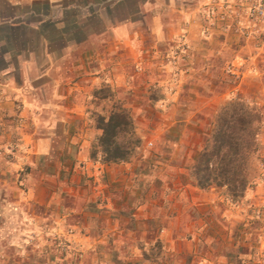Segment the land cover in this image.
<instances>
[{"label": "rangeland", "instance_id": "374dc122", "mask_svg": "<svg viewBox=\"0 0 264 264\" xmlns=\"http://www.w3.org/2000/svg\"><path fill=\"white\" fill-rule=\"evenodd\" d=\"M259 1L213 0L199 11L194 40L158 42L148 32L135 47L116 48L107 37L85 68L66 74V135L63 123L0 125V194L12 198L0 209V264H226L224 253L233 264H264V22L252 16ZM234 100L263 114L252 183L236 200L190 178L217 114ZM114 105L130 112L141 141L127 163L94 155L96 119ZM26 127L35 140L54 130L48 154L25 151L34 141L19 130ZM20 147L24 164L12 170ZM228 230L241 244L224 250Z\"/></svg>", "mask_w": 264, "mask_h": 264}, {"label": "crops", "instance_id": "0c3cea01", "mask_svg": "<svg viewBox=\"0 0 264 264\" xmlns=\"http://www.w3.org/2000/svg\"><path fill=\"white\" fill-rule=\"evenodd\" d=\"M212 1L0 0V125L19 120L28 123V127L34 120L63 123L62 133L66 135V109L72 107L66 96L72 84L66 82L68 70L75 73L85 68L86 61L97 56L96 47L106 43L107 37L116 48L118 44L133 48L136 42L145 40L148 32L158 42L177 36L194 40L198 37L199 11ZM75 26L81 35L71 31L70 27ZM112 48L111 45V52ZM47 89L52 93L45 98L42 92ZM17 116L21 119L17 120ZM28 127L19 129L27 142L34 139L25 151L48 154L54 130L41 133L35 140L38 132L32 134ZM10 130L15 134L16 126ZM7 136L10 138L11 134ZM13 150L16 157L9 164L12 170H19L24 164V148ZM2 162L1 159V168ZM2 182L6 186L7 181ZM17 198L13 197L15 201ZM11 199L0 194L1 213L8 209L6 203ZM29 199L43 203L34 193ZM14 211L20 217L21 201L16 202ZM6 213L1 215L7 216ZM230 232L221 233L218 246L224 250L237 243L230 239ZM223 256L226 264H233L228 254Z\"/></svg>", "mask_w": 264, "mask_h": 264}, {"label": "trees", "instance_id": "16d2710c", "mask_svg": "<svg viewBox=\"0 0 264 264\" xmlns=\"http://www.w3.org/2000/svg\"><path fill=\"white\" fill-rule=\"evenodd\" d=\"M105 93L111 90L105 89ZM95 156L107 164L127 163L141 141L136 137L134 118L123 106L114 105L108 115H99ZM263 114L242 100L226 104L217 114L206 145L191 167L190 178L200 189H225L233 200L245 196L253 179L254 161L260 150L259 133Z\"/></svg>", "mask_w": 264, "mask_h": 264}, {"label": "built area", "instance_id": "2783aa9c", "mask_svg": "<svg viewBox=\"0 0 264 264\" xmlns=\"http://www.w3.org/2000/svg\"><path fill=\"white\" fill-rule=\"evenodd\" d=\"M253 14L252 16H255V20L257 22L263 21L264 22V2L259 1L256 4H253Z\"/></svg>", "mask_w": 264, "mask_h": 264}]
</instances>
